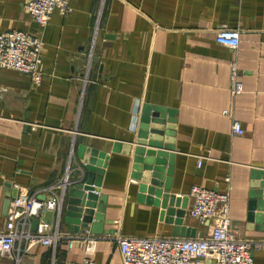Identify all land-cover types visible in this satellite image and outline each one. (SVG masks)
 Masks as SVG:
<instances>
[{
  "label": "crops",
  "instance_id": "crops-1",
  "mask_svg": "<svg viewBox=\"0 0 264 264\" xmlns=\"http://www.w3.org/2000/svg\"><path fill=\"white\" fill-rule=\"evenodd\" d=\"M70 6L67 15L54 11L41 26L23 0H0V32L21 30L43 42L39 83L0 69L7 88L0 101V231L7 197L22 190L60 203L64 194L65 203L82 161L93 157L105 165L92 177L104 197L97 202L101 232L92 233L91 223L85 232H71L64 223L58 230L95 237V264H122L117 236L209 237L213 221L188 215L193 185L229 194L231 228L238 238L261 243L252 256L254 264H264V209H249L253 172L264 171V0H70ZM225 27L239 33L235 50L215 40ZM232 63L243 85L237 95L229 88ZM147 106L173 133L160 138L172 150L144 146L164 151L167 162L171 155V165L158 156L150 165L162 167L160 185L180 199L173 214L159 198L147 202L144 194L140 200L139 182L131 177ZM66 174L68 182L59 186ZM35 218L40 222L42 215ZM82 258V244L68 248L67 239L55 246L22 240L0 264H78Z\"/></svg>",
  "mask_w": 264,
  "mask_h": 264
},
{
  "label": "built area",
  "instance_id": "built-area-1",
  "mask_svg": "<svg viewBox=\"0 0 264 264\" xmlns=\"http://www.w3.org/2000/svg\"><path fill=\"white\" fill-rule=\"evenodd\" d=\"M23 4L32 20L41 26L46 25L54 11L61 15L71 11L70 0H23ZM215 40L235 50L239 33L236 29L221 28L216 31ZM42 47L43 42L39 37L24 31L0 32V69L24 73L34 83H39L43 76L40 68ZM230 70L229 88L233 95H237L243 91V85L238 79L234 63L230 65ZM6 92L7 88L0 83V101ZM223 113L227 114L228 111L223 110ZM232 129L235 134L243 133L238 121H233ZM67 182L68 174L59 186L64 187ZM189 196L192 204L188 215L200 223L213 221L209 237L117 236L122 264H254L252 254L261 248V243L246 241L234 234L228 216L229 194L193 185ZM44 210L55 212V227L52 228L50 222L40 220L36 229L31 231L28 227L31 219L40 217ZM59 210L58 199L40 200L20 190L10 201L5 224L0 231V257L12 254L22 240L55 246L59 239H67L68 248L77 243L83 246V258L78 264H95L92 255L96 238L60 232Z\"/></svg>",
  "mask_w": 264,
  "mask_h": 264
},
{
  "label": "water",
  "instance_id": "water-1",
  "mask_svg": "<svg viewBox=\"0 0 264 264\" xmlns=\"http://www.w3.org/2000/svg\"><path fill=\"white\" fill-rule=\"evenodd\" d=\"M156 111L157 108H153ZM138 131L136 132V146L133 148V164L131 177L137 180L139 199L142 200L144 194H147V202H155L158 198L160 200L161 208L165 209L168 213L173 214L175 212V207L179 205V197L173 200L169 197L168 185L165 184L163 187L160 185L162 167H152V158L167 157L164 151H154L152 149H145L144 146L149 145L152 147L160 148L163 147L165 150H172V146L168 143L162 145L163 136H172V130L170 127L165 125V120L162 115L159 116L156 113H150L149 107H144L141 116L139 117ZM164 141H168L165 139ZM120 145H114L113 151L119 150ZM125 150V154H129L132 149V144H128ZM95 153V152H94ZM146 156L147 158L143 159ZM170 161L167 162L171 165V155ZM84 166L79 169V178L73 183L75 186L73 189L68 190L66 201L60 202L59 210V223H64L67 229L74 233L85 232L88 228V224L91 223V232L100 233L98 229L100 223L104 221L103 216L100 214L102 210L101 205H97V202H103L104 197L99 196V181L92 179L95 173L102 174L105 165L96 163L93 157L84 159ZM144 162V165H141ZM163 159H156V164H163ZM96 165V166H95ZM103 165V166H102ZM167 175L170 174V169H167ZM71 182V181H69ZM149 184V185H148ZM252 188L251 201L249 202V209L251 211L264 209V171L253 172L252 181L250 183ZM157 187V189L155 188ZM64 193V192H63ZM155 197L156 199H153ZM10 204V197H7L4 207L8 209ZM96 211V213H95ZM54 213L51 210H44L42 213V221L50 222ZM178 217L184 215V210L179 209L176 211ZM253 214L248 215V220L253 219ZM39 220L37 218L32 219V230H35ZM262 224H264V215L262 219ZM177 224L180 223V219L176 221ZM187 233L186 235H188ZM192 235V234H191Z\"/></svg>",
  "mask_w": 264,
  "mask_h": 264
}]
</instances>
